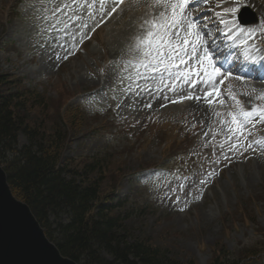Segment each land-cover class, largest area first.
Returning <instances> with one entry per match:
<instances>
[{
    "label": "rangeland",
    "instance_id": "rangeland-1",
    "mask_svg": "<svg viewBox=\"0 0 264 264\" xmlns=\"http://www.w3.org/2000/svg\"><path fill=\"white\" fill-rule=\"evenodd\" d=\"M249 1L260 11L255 26L264 37V0ZM119 2L105 0L102 14L100 0H0L1 72L43 90L53 119L66 105L84 110L89 127L69 139L70 156L103 155L107 169L101 191L108 196L118 187L115 203L133 237L196 264H209L214 251L236 262L249 251L263 250L264 140L253 154L242 150L225 156L232 139L212 117L211 97L205 99L210 88L200 80L176 79L183 65L170 70L173 76L140 67L137 38L161 7L156 0H129L112 12ZM253 87L264 93L260 83L230 87V93L249 102L260 95ZM188 94L200 99L192 109L178 111L172 101ZM196 102L206 103L208 112ZM257 107H264V99ZM94 118L113 121L112 130L101 132L104 126L95 122H105ZM167 120L184 124L194 140L183 147L185 152L192 144L186 154L168 161L157 140L136 139L148 123ZM24 143L20 138L19 145ZM150 164L160 167L146 170ZM219 168L227 170L213 183Z\"/></svg>",
    "mask_w": 264,
    "mask_h": 264
},
{
    "label": "trees",
    "instance_id": "trees-1",
    "mask_svg": "<svg viewBox=\"0 0 264 264\" xmlns=\"http://www.w3.org/2000/svg\"><path fill=\"white\" fill-rule=\"evenodd\" d=\"M42 91L0 70V165L12 193L30 207L60 253L79 264H196L131 235L115 203L118 187L108 196L101 191L107 169L103 155L70 156L69 139L91 119L77 105L49 117ZM94 120L105 122H95L104 126L100 130L111 128L110 122ZM20 138L25 139L21 146ZM263 253L249 251L241 261L229 262L228 253L214 251L209 264H257Z\"/></svg>",
    "mask_w": 264,
    "mask_h": 264
},
{
    "label": "snow or ice",
    "instance_id": "snow-or-ice-1",
    "mask_svg": "<svg viewBox=\"0 0 264 264\" xmlns=\"http://www.w3.org/2000/svg\"><path fill=\"white\" fill-rule=\"evenodd\" d=\"M122 3L123 0H120ZM157 4L161 7V11L158 15L154 16L151 20L144 22L146 27V33L142 37H138L136 41V48L140 52L142 60L140 61V67L151 68L153 72L167 71L169 76L174 74L170 71L173 68L179 69L181 65L185 66L183 75L175 73L176 79H182L184 82L190 80L202 81L210 90L206 91L205 99L207 97H220V88L216 85L217 77H222L223 73L221 68L216 66V62L213 57V51L210 50L205 40L206 33L203 29H200L195 18L192 17L190 12L186 13L189 0H156ZM235 5L225 9V14L233 17L232 25L238 31V34L243 37L240 41L241 44H248L250 39H253L256 34V29H246L239 25L235 19V13L238 12L240 4L238 0H232ZM94 6V5H92ZM105 7V0H100V9L103 14ZM116 11V7L112 8V12ZM111 13H109L110 15ZM222 23L228 25L229 21L222 20ZM232 29L229 28V31ZM264 32V28L260 30ZM253 47H255L253 45ZM256 51H260L256 48ZM246 57H249L250 52L245 53ZM254 59V57H252ZM189 61H194L193 66H189ZM230 76L231 73L229 72ZM219 83L223 85L224 79H220ZM194 86V85H193ZM175 91V88H172ZM232 101L236 105V111L230 112V121L225 123L229 126V137L231 141L232 136H236L235 143H231L229 150H235L237 147L247 151L248 148H252L253 143L259 144L261 141H252L245 146L240 137L246 141L247 136L243 134L248 131L247 125L251 124L256 116H259L260 121L264 122V107H256L251 110H245L241 101L234 93H229ZM193 96L188 94L182 96L179 101H172L173 103L182 102L184 99H192ZM197 100L200 97H195ZM259 99H264V93H262ZM209 104L216 103L215 99L207 100ZM220 104L224 103L223 99L219 100ZM149 107L151 105H148ZM219 115V113H217ZM224 145L221 144V147ZM242 154V153H241ZM209 175H213L210 173ZM205 183V181H201ZM183 211V209H181Z\"/></svg>",
    "mask_w": 264,
    "mask_h": 264
},
{
    "label": "water",
    "instance_id": "water-1",
    "mask_svg": "<svg viewBox=\"0 0 264 264\" xmlns=\"http://www.w3.org/2000/svg\"><path fill=\"white\" fill-rule=\"evenodd\" d=\"M0 264H77L60 253L30 207L13 195L1 166Z\"/></svg>",
    "mask_w": 264,
    "mask_h": 264
},
{
    "label": "bare ground",
    "instance_id": "bare-ground-1",
    "mask_svg": "<svg viewBox=\"0 0 264 264\" xmlns=\"http://www.w3.org/2000/svg\"><path fill=\"white\" fill-rule=\"evenodd\" d=\"M129 2V1H128ZM246 29H249V27H247ZM262 66H264V61L262 60ZM198 102H196L197 104ZM197 107H199L200 109H203L204 113H207L209 108L208 106H206V103L204 104V102H200L199 104H197ZM198 108V109H199ZM196 109V108H195ZM202 111V110H201Z\"/></svg>",
    "mask_w": 264,
    "mask_h": 264
}]
</instances>
